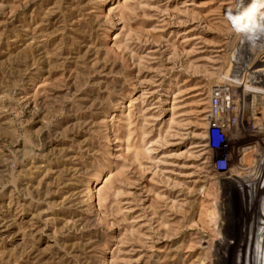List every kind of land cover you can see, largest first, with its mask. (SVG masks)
Returning a JSON list of instances; mask_svg holds the SVG:
<instances>
[{"label":"rangeland","instance_id":"1","mask_svg":"<svg viewBox=\"0 0 264 264\" xmlns=\"http://www.w3.org/2000/svg\"><path fill=\"white\" fill-rule=\"evenodd\" d=\"M260 1L0 0V264H264Z\"/></svg>","mask_w":264,"mask_h":264},{"label":"built area","instance_id":"2","mask_svg":"<svg viewBox=\"0 0 264 264\" xmlns=\"http://www.w3.org/2000/svg\"><path fill=\"white\" fill-rule=\"evenodd\" d=\"M232 90L229 85L218 84L213 86L208 93L207 120L208 130L214 137L222 136L225 128L229 127V114L233 111ZM219 166H225L224 161L218 162Z\"/></svg>","mask_w":264,"mask_h":264},{"label":"bare ground","instance_id":"3","mask_svg":"<svg viewBox=\"0 0 264 264\" xmlns=\"http://www.w3.org/2000/svg\"><path fill=\"white\" fill-rule=\"evenodd\" d=\"M257 1V0H256ZM238 2V1H237ZM250 3V2H249ZM264 3V0H261L259 4H263ZM252 5V4H251ZM255 6V5H254ZM256 7V6H255ZM260 8V5L258 6ZM254 9V8H253ZM258 10V8H256ZM264 9V8H263ZM259 11V10H258Z\"/></svg>","mask_w":264,"mask_h":264}]
</instances>
